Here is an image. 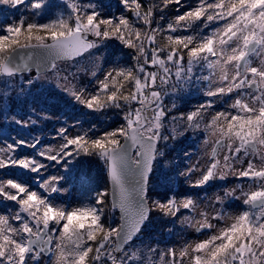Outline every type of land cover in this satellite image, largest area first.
I'll use <instances>...</instances> for the list:
<instances>
[{
  "label": "rangeland",
  "instance_id": "1",
  "mask_svg": "<svg viewBox=\"0 0 264 264\" xmlns=\"http://www.w3.org/2000/svg\"><path fill=\"white\" fill-rule=\"evenodd\" d=\"M48 1L60 16L66 8L72 11L65 17L74 18V29L60 36L26 27L13 38L10 27L23 20L1 12L0 69L19 39L41 38L23 45L48 43L82 30L92 34L93 48L57 63L51 73L0 72V131L10 137L0 141V264H264V207L250 204L264 196V0H153L148 44L154 49L169 44L172 50L154 51L144 60L147 66L131 64L121 52L129 45L112 0L0 4L41 17L50 14ZM251 39L260 45L242 72L239 62ZM115 71L123 82L136 76L131 102L139 105L116 117L120 122L107 135L108 145L102 139L92 143L107 147V165L108 151L123 141L115 137L141 120L142 106L147 117L142 133L158 140L148 183L150 217L121 253L115 251L120 216L111 207L110 190L84 192L58 161L65 156L61 142L80 133L72 114L60 118V106L94 112L97 89ZM221 137L227 147L211 160ZM247 141L257 149L246 147ZM45 226L48 256L28 249V240ZM201 226L208 229L198 233Z\"/></svg>",
  "mask_w": 264,
  "mask_h": 264
},
{
  "label": "trees",
  "instance_id": "2",
  "mask_svg": "<svg viewBox=\"0 0 264 264\" xmlns=\"http://www.w3.org/2000/svg\"><path fill=\"white\" fill-rule=\"evenodd\" d=\"M123 1H125L126 4L122 7L120 2ZM152 1L153 0H112L110 4L112 8L111 10H115L117 14H120L122 18H124L120 31H122L123 37L127 41L129 47L121 52L126 55V61L133 65L143 62V64L147 66L148 62H145L144 60L154 51L160 52L162 50H172L170 48L171 45L169 44H164L162 46L158 45L156 49L148 44V30L150 29H148L147 26L148 14L150 11H154L155 13ZM46 3L49 5L46 7H50V14L41 15V17L30 15L29 11L20 10V8L16 6L14 8L11 6L6 8L5 4H0V8H2L0 14L4 11L5 13L10 14V16H13L16 22L21 19L23 20L22 23H17L16 25H13V23L10 27L14 31L12 35L13 38L17 37V35L18 37L22 36L21 32H23L22 30L26 27H32V30H36L37 28L55 30L59 35L61 33L65 34L64 32L68 30L74 29V18L65 17L72 13L69 8H66L65 14L60 16L58 13L52 12L51 8H54V5L50 1ZM168 9L169 11H174L175 6L171 5ZM136 15L140 16V19H136ZM80 17L84 18V14ZM0 22L3 23L2 19H0ZM41 26H47V28H42ZM7 29H9L8 26L5 27L4 33H7ZM33 42H41V38H34L30 41H25L24 39L21 41L19 39V42H15L10 46L9 51L15 46ZM175 51H178L180 54L183 53L180 45L177 46V50L175 49ZM30 74L35 73L31 72ZM122 77V74L116 71L112 72L106 78L105 84L97 89L96 102L91 105L95 108L94 112L84 114L83 107L78 110L75 106L68 109L66 108L67 106L63 105L60 106V110H58L61 114L60 118L62 119L66 117V114H72L73 118L71 119L75 121L73 124L74 128L79 129L80 131L76 139L71 141L66 139L61 142V146L63 147L62 152L65 156L61 159L59 158L58 161L63 165V171L66 173L69 180H71L75 186L83 187L84 192L88 194H95L100 190L108 192L109 190L107 165L103 158V150L107 147H98L92 142L102 139L108 145L111 140L108 142L107 135H110L115 129H117V123L120 122L116 117L121 118L122 115L128 113L130 108L135 110L139 105L138 103H136V105L131 102L135 89L136 76L128 81L125 80L124 82ZM108 82H110V84L112 83V85L107 84ZM114 83L121 85H116ZM106 86H108V88L104 90V87ZM75 103L77 104L78 102ZM136 112H138V110H136ZM0 136H3L0 138L2 144L4 140L3 138L6 139L7 136L4 135L2 131H0ZM9 138L7 137V139ZM115 138H120L121 140L123 134L119 136L117 135Z\"/></svg>",
  "mask_w": 264,
  "mask_h": 264
},
{
  "label": "water",
  "instance_id": "3",
  "mask_svg": "<svg viewBox=\"0 0 264 264\" xmlns=\"http://www.w3.org/2000/svg\"><path fill=\"white\" fill-rule=\"evenodd\" d=\"M92 39L90 32L77 30L48 43L19 45L9 52L0 72L4 77L28 75L31 72L36 75L51 73L57 63L74 61L88 53L93 48ZM259 45L260 43L255 39L249 41L239 62L242 72L248 58L256 52ZM141 110V120L128 130L118 147L108 151L109 200L112 209L118 211L120 216V229L116 237L115 249L117 253H121L126 245L136 239L147 224L151 213L147 193L156 161L158 140L143 135L142 129L147 124L146 106H142ZM245 146L252 150L257 149L253 141H247ZM17 170L19 171V168ZM250 204L253 209L264 207V196L252 198ZM207 229V226H201L196 228V231L201 233ZM46 232L47 226L37 238H30L28 249L32 251L33 247H36L38 254L42 252L48 256L51 242L49 237L44 241ZM42 243L45 247L41 250Z\"/></svg>",
  "mask_w": 264,
  "mask_h": 264
},
{
  "label": "flooded vegetation",
  "instance_id": "4",
  "mask_svg": "<svg viewBox=\"0 0 264 264\" xmlns=\"http://www.w3.org/2000/svg\"><path fill=\"white\" fill-rule=\"evenodd\" d=\"M227 147V140L225 137H221L219 138L215 143H214V146H213V149H212V152H211V160H218L219 158L222 157V151H224ZM214 154V155H213ZM227 158V157H226ZM228 159V158H227ZM226 160V159H225ZM220 165L219 162H215L214 163V168H218ZM263 208V207H262ZM262 208H258V209H255V210H259V209H262ZM264 213V212H262ZM264 216V215H263Z\"/></svg>",
  "mask_w": 264,
  "mask_h": 264
}]
</instances>
